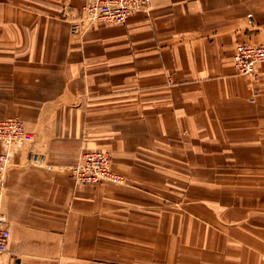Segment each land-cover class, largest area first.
I'll return each instance as SVG.
<instances>
[{
	"label": "crops",
	"instance_id": "1",
	"mask_svg": "<svg viewBox=\"0 0 264 264\" xmlns=\"http://www.w3.org/2000/svg\"><path fill=\"white\" fill-rule=\"evenodd\" d=\"M83 1L0 0V117L33 135L0 181V264H264V62L231 61L264 43V0H151L71 32ZM92 149L124 183H73Z\"/></svg>",
	"mask_w": 264,
	"mask_h": 264
},
{
	"label": "built area",
	"instance_id": "2",
	"mask_svg": "<svg viewBox=\"0 0 264 264\" xmlns=\"http://www.w3.org/2000/svg\"><path fill=\"white\" fill-rule=\"evenodd\" d=\"M151 0H84L81 9L83 15L79 23L70 25L71 32L78 31L90 23L123 24L136 11H147ZM232 66L237 73L256 79L257 64L264 62V43L237 42L231 54ZM253 91L251 99L256 95ZM32 132L18 117H0V181L8 163L12 149L21 142H30ZM31 163H38L40 158L35 153H28ZM46 167H48L46 165ZM74 181L77 183L96 181H120L122 175L112 169L108 152L100 150L85 151L71 165ZM7 208L0 203V252L5 250L8 230Z\"/></svg>",
	"mask_w": 264,
	"mask_h": 264
},
{
	"label": "rangeland",
	"instance_id": "3",
	"mask_svg": "<svg viewBox=\"0 0 264 264\" xmlns=\"http://www.w3.org/2000/svg\"><path fill=\"white\" fill-rule=\"evenodd\" d=\"M23 122H24V121H23ZM25 126H26V125H25ZM92 150H100V151L107 152L106 150H101V149H92ZM86 151H90V150H86ZM83 152H85V151H83ZM83 152H81V153H83ZM81 153H79V154L77 155L75 161H74L72 164H74V163L77 161V159H78L79 155H81ZM109 155H110V154H109ZM110 159H111V155H110ZM111 162H112V161H111ZM72 164H71V165H72ZM71 165H69V169H70V174H71L72 179H73V183H75V184H84L85 182H83V183H77V182L74 181L73 174H72V170H71ZM111 166H112V164H111ZM112 169H113V168H112ZM113 170L116 171L117 173H119V174L122 175V178H121L120 181H96V182H86V183H101V182H108V183H112V184H122V183H124V182H125V176H124L121 172H119V171H117V170H115V169H113ZM2 252H3V251H2ZM2 252H0V253H2Z\"/></svg>",
	"mask_w": 264,
	"mask_h": 264
}]
</instances>
